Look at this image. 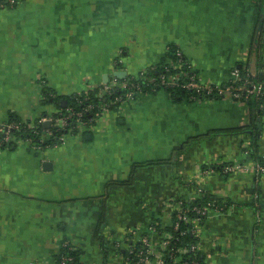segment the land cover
I'll use <instances>...</instances> for the list:
<instances>
[{
  "label": "crops",
  "instance_id": "obj_1",
  "mask_svg": "<svg viewBox=\"0 0 264 264\" xmlns=\"http://www.w3.org/2000/svg\"><path fill=\"white\" fill-rule=\"evenodd\" d=\"M171 47L203 85L225 88L236 69L264 85V0H0V123L41 125L51 142L0 150V264H59L67 246L78 264H124L204 196L222 207L194 237L203 264H264V175L223 171L255 163L254 143L264 159V101L160 90L52 139L74 97L102 98Z\"/></svg>",
  "mask_w": 264,
  "mask_h": 264
},
{
  "label": "built area",
  "instance_id": "obj_2",
  "mask_svg": "<svg viewBox=\"0 0 264 264\" xmlns=\"http://www.w3.org/2000/svg\"><path fill=\"white\" fill-rule=\"evenodd\" d=\"M12 2L15 3V1ZM177 57L179 58L178 61L171 63V68L178 71L175 75L163 74L158 82L154 78L145 77V71L137 76L129 77L135 81L145 79L146 81L155 84V86H163L164 88L160 90H165V87L173 88L183 86L186 90L192 93L191 100L193 101L212 99L215 97H221L222 95H227L233 100L239 102H247L250 99H255L260 102L264 101V85L254 82L249 76L247 77L242 75L238 69L233 71V79L225 88L214 85H203L199 81V77L193 65L183 59V54L180 50H177ZM104 88L106 94H111L116 89H128L123 97L116 99V103H119V105L143 95L140 92L139 87L121 84L116 78L110 85H106ZM95 108L100 110L99 113L108 109L104 105H89L87 111L93 112ZM73 116V111L70 108L66 113H61L57 117L51 119L55 125L53 134L55 132H60L58 136L59 139H63L66 133H72L75 129H78L79 126L85 125L86 122H83L81 119L82 114L78 117ZM74 121L77 122L76 127L72 126ZM41 131L40 125L37 124H24L23 122L16 120L0 123V150L13 146L20 137H23L28 144H32V142L37 141L38 143L40 142V147H48V144L40 141V139H44V136H41L43 134ZM22 133L26 136H23ZM45 136H49V134ZM223 171L224 173L252 171L256 175L261 176L264 175V163L257 162L251 165L244 163H232L224 165ZM218 210H220V207H215L214 203H207L204 206L185 207V203L182 202L180 207H178L175 219L172 223V231L173 233L176 232L179 235L191 233L193 237L197 238L201 221H203L212 212H217ZM182 225L185 227L181 228ZM151 231L156 232L157 229L151 228ZM173 233L170 235H163L159 245H154L151 242L152 240L150 237H144L141 241L142 243L140 249H131L128 253L127 261H125L124 264H200V261L197 258L200 254L197 241L191 243L187 247L170 250V246L179 240V238H175ZM117 247L119 246L117 245ZM65 248L67 253L65 252L61 255L59 264H78L75 256L71 254V252H73L72 247L67 246Z\"/></svg>",
  "mask_w": 264,
  "mask_h": 264
},
{
  "label": "trees",
  "instance_id": "obj_3",
  "mask_svg": "<svg viewBox=\"0 0 264 264\" xmlns=\"http://www.w3.org/2000/svg\"><path fill=\"white\" fill-rule=\"evenodd\" d=\"M177 50L178 49L176 47L175 48L174 47L169 48V50L167 52L166 59L163 62V65H161L155 69L146 71L145 77L154 78L158 82V80L160 79V77L163 74L175 75L178 71L171 68L172 67L171 63H174V62L178 61V59H179L177 57ZM183 59H185V58L183 57ZM168 60H169V63L167 62ZM167 70H169V71H167ZM117 81L121 84H128V86L134 85L136 87H139L140 92L143 95L155 94V93L159 92L160 89L164 88L163 86H160V85L155 86V84H152L151 82L146 81L145 79H140V80L135 81V80H132L130 77H127V78H124L121 80L117 79ZM127 91H128L127 88H121L118 90L116 89L111 94H106L102 98H98V96H97V93L99 91L98 92L97 91L91 92L89 94H85V95H81V96H76L73 98V100L70 101L69 106L64 110V112L62 114L66 113L68 111V109L71 108L73 111V114H74L73 117H78L79 115L82 114V117H81L82 121L88 122L93 117H95V114L100 112V110H98L97 108H95L93 110V112L87 111V108L89 107V105H93V106L104 105L106 108L118 106L119 103H116V99L123 97ZM165 91H167L168 94L170 95V97L175 101H181L184 99H187L189 101H193V100H191L192 93L190 91L186 90L183 86L173 87V88L172 87H170V88L165 87ZM255 102H258L261 104L263 103V102L255 100V99H250L249 104H250L251 108H253V107L255 108V106H256ZM76 125H77V122L74 121L72 126L76 127ZM40 129L42 130V127ZM75 130H77V129H75ZM222 132L227 133V134H239V133H243L246 131H245V128L244 129L236 128V129L224 130ZM22 134H23V136H26V135H24V133H22ZM59 134H60V132H55L52 139L53 140L56 139V136L58 137ZM49 143H51V142H49ZM256 150H257V145H256V143H254V146L249 151V154L252 157V160L255 163H257V162L264 163V159L258 158ZM207 203H214L215 207L216 206L222 207L220 205V203L215 198H213L211 196H204L202 198V200H199L196 202L187 203V204L185 203V207L204 206ZM184 227L185 226H183V225L181 226V228H184ZM172 233H173V231H172ZM173 234H174L175 238H179V240L170 246V250L181 248V247H187L188 245H190L191 243L196 241V239L191 235V233H185L183 235H179L178 233L175 232ZM65 252L67 253V250H65ZM71 254L73 256H75L76 262L78 263V259L76 257V254L74 252H71ZM197 258L199 259L200 264H203V260H202V257L200 254L197 256Z\"/></svg>",
  "mask_w": 264,
  "mask_h": 264
},
{
  "label": "water",
  "instance_id": "obj_4",
  "mask_svg": "<svg viewBox=\"0 0 264 264\" xmlns=\"http://www.w3.org/2000/svg\"><path fill=\"white\" fill-rule=\"evenodd\" d=\"M119 77H120V78H123V77H124V75H120Z\"/></svg>",
  "mask_w": 264,
  "mask_h": 264
}]
</instances>
